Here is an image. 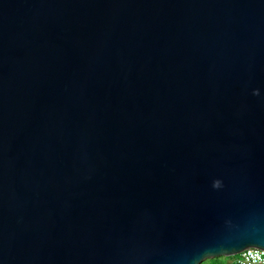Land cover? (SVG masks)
Masks as SVG:
<instances>
[{
	"label": "water",
	"instance_id": "1",
	"mask_svg": "<svg viewBox=\"0 0 264 264\" xmlns=\"http://www.w3.org/2000/svg\"><path fill=\"white\" fill-rule=\"evenodd\" d=\"M264 250V0H0V264H201Z\"/></svg>",
	"mask_w": 264,
	"mask_h": 264
},
{
	"label": "built area",
	"instance_id": "2",
	"mask_svg": "<svg viewBox=\"0 0 264 264\" xmlns=\"http://www.w3.org/2000/svg\"><path fill=\"white\" fill-rule=\"evenodd\" d=\"M237 264H264V250L248 248L235 257Z\"/></svg>",
	"mask_w": 264,
	"mask_h": 264
},
{
	"label": "rangeland",
	"instance_id": "3",
	"mask_svg": "<svg viewBox=\"0 0 264 264\" xmlns=\"http://www.w3.org/2000/svg\"><path fill=\"white\" fill-rule=\"evenodd\" d=\"M236 256H238V255H236ZM236 256H231V257H220L221 259V261L219 262V264H237L236 262H234V259H235V257ZM216 260L217 259H219V258H215ZM210 260H213V259H209V261ZM206 262H208V260H206L205 262H204V264H206ZM223 262V263H222Z\"/></svg>",
	"mask_w": 264,
	"mask_h": 264
},
{
	"label": "trees",
	"instance_id": "4",
	"mask_svg": "<svg viewBox=\"0 0 264 264\" xmlns=\"http://www.w3.org/2000/svg\"><path fill=\"white\" fill-rule=\"evenodd\" d=\"M220 259H221V258H219V259H217V260H216V259H213V260H210V261L208 260V264H213V262H214V264H219V262L221 261ZM222 263H223V262H222ZM223 264H224V263H223Z\"/></svg>",
	"mask_w": 264,
	"mask_h": 264
},
{
	"label": "clouds",
	"instance_id": "5",
	"mask_svg": "<svg viewBox=\"0 0 264 264\" xmlns=\"http://www.w3.org/2000/svg\"><path fill=\"white\" fill-rule=\"evenodd\" d=\"M201 264H204V262L202 261Z\"/></svg>",
	"mask_w": 264,
	"mask_h": 264
},
{
	"label": "snow or ice",
	"instance_id": "6",
	"mask_svg": "<svg viewBox=\"0 0 264 264\" xmlns=\"http://www.w3.org/2000/svg\"><path fill=\"white\" fill-rule=\"evenodd\" d=\"M206 264H208V262H206ZM213 264H214V262H213Z\"/></svg>",
	"mask_w": 264,
	"mask_h": 264
}]
</instances>
